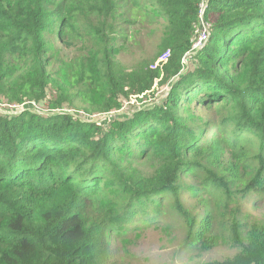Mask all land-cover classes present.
Here are the masks:
<instances>
[{"label": "trees", "instance_id": "16d2710c", "mask_svg": "<svg viewBox=\"0 0 264 264\" xmlns=\"http://www.w3.org/2000/svg\"><path fill=\"white\" fill-rule=\"evenodd\" d=\"M203 3L0 0V101L50 103L0 109V264H109L113 238L162 215L184 249L238 250L202 264H264V223L242 205L264 199V0ZM145 22L156 53L127 67L128 26ZM158 80L152 108L104 126L76 115L140 103Z\"/></svg>", "mask_w": 264, "mask_h": 264}, {"label": "rangeland", "instance_id": "374dc122", "mask_svg": "<svg viewBox=\"0 0 264 264\" xmlns=\"http://www.w3.org/2000/svg\"><path fill=\"white\" fill-rule=\"evenodd\" d=\"M130 35L135 36V42L129 43V47L122 52L119 60L127 67L134 66L139 58H152L156 53L157 43L159 38L157 35H152L151 25L144 23V25H129ZM57 50L67 60L73 58L76 47L70 44L57 43ZM154 92L138 103L135 99L131 103L126 102L123 108L114 113L88 116L82 111L77 112V116L93 123L96 126H104L111 120H123L125 117L144 108H152L161 103L160 97L166 95L167 87L161 88L160 80L156 82ZM49 98L53 99V91H48ZM50 106L49 99L42 103V105H35L33 103L23 105L19 108L7 106L4 101H0V109L7 113H17L19 109L37 111L39 114L50 113L48 110ZM35 109V110H34ZM189 182V181H187ZM187 198L188 202L190 203ZM169 202L165 201V205ZM244 210L250 216L249 222L252 224L264 223V199L256 195H249L247 199L242 202ZM161 220L145 223L147 217L139 216L134 221L137 226L130 225L132 229L141 228L142 231L132 233L134 235L130 238H113L111 241L112 255L109 264H202L212 262L215 260H225L233 257L238 253L237 249L225 248L219 246L212 251L206 253H198L184 249V234L177 224H166L168 220L165 215L160 216ZM160 222V223H159ZM160 226V227H159Z\"/></svg>", "mask_w": 264, "mask_h": 264}, {"label": "built area", "instance_id": "2783aa9c", "mask_svg": "<svg viewBox=\"0 0 264 264\" xmlns=\"http://www.w3.org/2000/svg\"><path fill=\"white\" fill-rule=\"evenodd\" d=\"M203 11H205L206 7H207V4H206V0H204V3H203ZM202 28H203V33L201 34V37L200 39H198V41L196 42L195 46H194V50H200L203 48L204 44L207 42L208 40V28L206 25H202ZM169 59V55H165L163 57H161L157 62L156 64L153 66V69H157V68H162V66L168 61ZM137 102H138V99L134 98ZM141 99V98H139ZM131 103V102H130Z\"/></svg>", "mask_w": 264, "mask_h": 264}]
</instances>
